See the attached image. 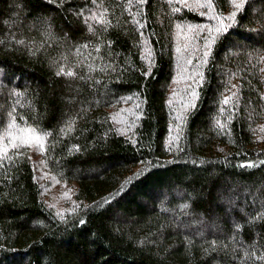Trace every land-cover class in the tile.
<instances>
[{
  "label": "trees",
  "instance_id": "trees-1",
  "mask_svg": "<svg viewBox=\"0 0 264 264\" xmlns=\"http://www.w3.org/2000/svg\"><path fill=\"white\" fill-rule=\"evenodd\" d=\"M0 264H264V0H0Z\"/></svg>",
  "mask_w": 264,
  "mask_h": 264
},
{
  "label": "snow or ice",
  "instance_id": "snow-or-ice-1",
  "mask_svg": "<svg viewBox=\"0 0 264 264\" xmlns=\"http://www.w3.org/2000/svg\"><path fill=\"white\" fill-rule=\"evenodd\" d=\"M39 141H40V138L38 137L37 140H36V142H37V144L42 148L43 145H42L41 143H39ZM27 144H28V142L25 141V145H27Z\"/></svg>",
  "mask_w": 264,
  "mask_h": 264
}]
</instances>
